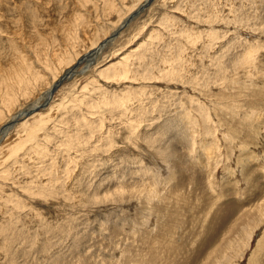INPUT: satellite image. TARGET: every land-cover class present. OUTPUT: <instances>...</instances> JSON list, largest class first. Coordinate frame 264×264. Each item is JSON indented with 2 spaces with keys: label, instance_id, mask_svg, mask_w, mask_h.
<instances>
[{
  "label": "rangeland",
  "instance_id": "374dc122",
  "mask_svg": "<svg viewBox=\"0 0 264 264\" xmlns=\"http://www.w3.org/2000/svg\"><path fill=\"white\" fill-rule=\"evenodd\" d=\"M146 1L0 0V264H264V0Z\"/></svg>",
  "mask_w": 264,
  "mask_h": 264
},
{
  "label": "bare ground",
  "instance_id": "6f19581e",
  "mask_svg": "<svg viewBox=\"0 0 264 264\" xmlns=\"http://www.w3.org/2000/svg\"><path fill=\"white\" fill-rule=\"evenodd\" d=\"M148 1V0H147ZM147 1L145 2V4H144V6H142V8H139V9H144L143 7H145V6H147ZM149 1H151V0H149ZM19 2V1H18ZM22 2V1H21ZM28 2V1H27ZM33 2H35V1H33ZM38 3V2H37ZM27 4V3H26ZM35 4V3H34ZM37 5V4H36ZM19 6V5H18ZM30 7H32V6H30ZM20 9V8H19ZM139 9H138V11H139ZM114 11H116V10H114ZM21 13V12H20ZM14 14V13H13ZM11 16V15H10ZM0 17H2V14L0 13ZM17 17V16H16ZM9 19V18H8ZM18 20V19H17ZM35 20V19H34ZM1 21V20H0ZM3 21V20H2ZM7 22V21H6ZM5 22V23H6ZM30 23H31V21H30ZM10 24V22H8V27L7 28H5V30H8L9 29V25ZM31 24H33V23H31ZM37 25V24H36ZM39 25H41V24H38V27H39ZM74 25V24H73ZM47 26V25H46ZM85 26H86V24H85ZM4 27H5V25L3 24V23H1L0 24V32H2L3 31V29H4ZM32 27V26H31ZM66 27V26H65ZM10 28H11V26H10ZM72 28V27H71ZM71 28H70V30H71ZM87 28V27H86ZM4 30V31H5ZM13 30V29H12ZM41 30V29H40ZM69 30V31H70ZM120 30V29H119ZM44 31V30H43ZM76 31V30H75ZM75 31H73V32H75ZM9 32V31H8ZM36 32V31H35ZM45 32V31H44ZM5 33H7V31L5 32ZM15 33V32H14ZM43 35H45L44 33H43ZM4 36V35H3ZM107 36V35H106ZM5 37V36H4ZM9 39V41H10V44H8V45H10L11 47H13L12 49L14 50V54L12 53V54H10L11 53V51H10V53H9V55H10V58H11V56L12 55H14L15 56V61L13 62L10 58H8V60L10 59L11 61H12V63H11V67H10V69H9V71L7 72V77H5V79H4V83H5V97H4V99H5V101L6 102H8L9 104H10V106L9 107H11L12 106V108L14 107L12 104L13 103H15L14 101H15V99H17V98H15V96H14V93L21 87V88H23V92L24 93H30V92H35L34 91V88H35V86L36 85H38V86H40L39 84H38V80L41 78V75H39L38 73H36V71H34V70H32L31 69V67H29V62L28 61H26V60H24L25 58L21 55V52H20V50H19V47H18V44H17V39L14 37V39L10 36V37H8ZM105 38V37H104ZM104 38H102V39H104ZM3 39H5L6 40V38H3ZM1 40V39H0ZM107 40V39H106ZM7 42V41H6ZM104 42V41H103ZM107 42V41H106ZM105 42V43H106ZM3 43V42H2ZM43 43V42H42ZM5 45H7V44H5ZM4 49V48H3ZM10 49V48H9ZM8 49V50H9ZM62 49V48H61ZM39 50H41V48L39 47ZM31 53V52H30ZM91 53V52H90ZM5 54V53H4ZM91 55V54H90ZM1 56H3V55H1ZM8 56V55H7ZM61 58L59 59V60H62V57L63 56H60ZM68 57H66V59H67ZM12 59H14V58H12ZM29 59V58H28ZM65 59V57H63V60ZM65 59V60H66ZM84 59H86V60H88L89 59V57L88 56H86ZM68 60V59H67ZM66 60V61H67ZM65 61V62H66ZM262 61V60H261ZM7 62H9L10 63V61H7ZM7 62H5L6 64H7ZM46 62V61H45ZM61 62V61H60ZM63 62V61H62ZM61 62V63H62ZM8 63V64H9ZM68 63V62H67ZM59 64V63H58ZM70 63H68V65H69ZM47 65V64H46ZM3 66V65H2ZM1 66V67H2ZM64 66V65H63ZM57 67V66H56ZM60 67H62V66H60ZM89 67V66H88ZM5 68V67H4ZM73 69V68H72ZM72 69H70V70H68L67 71V73H68V75H69V72L72 70ZM6 70V69H5ZM27 70H29L30 71V75H26V71ZM58 70V69H57ZM61 69H59V71H60ZM63 70V69H62ZM1 72H2V70H1ZM58 71H56V73H57ZM64 72V71H63ZM72 72V71H71ZM3 76V75H2ZM5 76V75H4ZM50 76V75H49ZM0 78H1V76H0ZM54 78V77H53ZM59 78V77H58ZM50 80V79H49ZM54 80H56V78L54 79ZM53 80V81H54ZM58 80V79H57ZM60 81H61V79H60ZM52 83V82H51ZM58 83L59 82H56V84H52L51 86H49V88H48V86H47V84H46V86H45V84H44V88L46 87V88H48L47 90H46V92H44V90H43V92H44V95L38 100V101H36L37 103H33L32 101V103L33 104H31V106L27 109V110H25V112H24V114H22V115H25V116H27L28 114H30V113H34V111H35V109L38 107V104H39V102H40V100H42V99H47V97H49V95L51 94V92H53L54 90H55V87L58 85ZM23 86V87H22ZM3 87V86H2ZM59 87V86H58ZM4 88V87H3ZM42 88H43V84H42ZM39 89V88H38ZM37 89V90H38ZM40 90V89H39ZM39 90H38V92H39ZM32 96V95H31ZM15 105V104H14ZM8 106V105H7ZM45 106V105H44ZM11 108V109H12ZM10 108H9V110H11ZM39 109V108H38ZM4 113V112H3ZM38 114V113H37ZM39 115V114H38ZM18 116H20V115H18ZM28 117V116H27ZM35 117V116H34ZM45 117H48V116H45ZM2 119H3V114H2V112L0 111V121H2ZM39 119V118H38ZM40 121H42L41 119H40ZM11 123V122H10ZM15 122H13L12 124H11V126L10 127H8L7 128V130H5V128H3V129H1L2 127H0V133H2V132H7L8 131V129L9 128H11L12 126H13V124H14ZM251 127V126H250ZM256 127V126H255ZM254 127V128H255ZM261 128V127H260ZM262 129V128H261ZM10 130V129H9ZM255 131H256V129H255ZM258 131V130H257ZM256 131V132H257ZM255 133V132H254ZM13 142V141H12ZM22 144H25V142H23V143H21L20 145L22 146ZM10 150V149H9ZM261 151V150H260ZM203 154V153H202ZM252 155V154H251ZM253 157V156H252ZM208 158V157H207ZM242 162V161H241ZM247 166V165H246ZM244 167V166H243ZM246 169V168H245ZM244 173V172H243ZM187 176V175H186ZM249 177V176H248ZM257 179V178H256ZM177 185H178V183H177ZM257 196V195H256ZM187 213V212H186ZM173 217V216H172ZM182 223V222H181ZM182 225V224H181ZM236 225V224H235ZM175 227V226H174ZM194 227V226H193ZM209 227L210 228H208V229H206L207 230V232L205 231V234L207 235V239H209L208 238V235H210V234H212L211 233V228H212V226H210L209 225ZM243 227V226H242ZM264 227V226H263ZM185 228V227H184ZM172 229V228H171ZM201 229V228H200ZM237 229H238V227H237ZM179 230V229H178ZM181 230V229H180ZM186 230V229H185ZM261 230H262V228H261ZM174 231V230H173ZM233 232V231H232ZM252 232V231H251ZM168 233H171V231L170 232H168ZM184 234V233H183ZM202 234H203V232H202ZM263 235H264V232H263ZM178 237V236H177ZM195 237H196V235H195ZM203 238V237H202ZM182 240V239H181ZM201 240V239H200ZM252 240V239H251ZM227 242H229V241H227ZM198 243H199V241H198ZM207 243V242H206ZM245 243V242H244ZM172 244V243H171ZM226 244V243H225ZM223 247V246H222ZM259 247V246H258ZM239 248V247H238ZM248 248V247H247ZM246 249V248H245ZM249 249V248H248ZM254 250H257V248H255ZM186 253V252H185ZM245 253V252H244ZM222 254V253H221ZM224 254H226V252L224 253ZM223 255V254H222ZM237 255V254H236ZM250 256H252V255H250ZM222 257V256H221ZM224 257V256H223ZM260 259V258H259ZM225 260V259H224ZM217 261H219V260H217ZM221 261V260H220ZM232 261V259L230 260V262ZM261 261V260H260ZM184 262V261H183ZM223 262V261H222ZM229 262V261H228ZM240 262V261H239ZM236 263V262H235ZM215 264V263H214ZM224 264V263H223ZM230 264V263H229ZM234 264V263H233ZM239 264V263H238ZM260 264V263H259ZM262 264H263V262H262Z\"/></svg>",
  "mask_w": 264,
  "mask_h": 264
},
{
  "label": "water",
  "instance_id": "95a60500",
  "mask_svg": "<svg viewBox=\"0 0 264 264\" xmlns=\"http://www.w3.org/2000/svg\"><path fill=\"white\" fill-rule=\"evenodd\" d=\"M135 13H136V12H135ZM135 13L132 14L131 17H133L134 15H136ZM131 17H129L128 21L131 20Z\"/></svg>",
  "mask_w": 264,
  "mask_h": 264
}]
</instances>
